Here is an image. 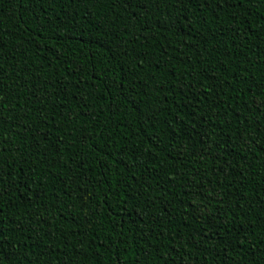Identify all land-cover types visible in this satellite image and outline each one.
Wrapping results in <instances>:
<instances>
[{
    "label": "trees",
    "instance_id": "1",
    "mask_svg": "<svg viewBox=\"0 0 264 264\" xmlns=\"http://www.w3.org/2000/svg\"><path fill=\"white\" fill-rule=\"evenodd\" d=\"M0 264H264V0H0Z\"/></svg>",
    "mask_w": 264,
    "mask_h": 264
},
{
    "label": "snow or ice",
    "instance_id": "2",
    "mask_svg": "<svg viewBox=\"0 0 264 264\" xmlns=\"http://www.w3.org/2000/svg\"><path fill=\"white\" fill-rule=\"evenodd\" d=\"M0 239H2V237H0Z\"/></svg>",
    "mask_w": 264,
    "mask_h": 264
}]
</instances>
